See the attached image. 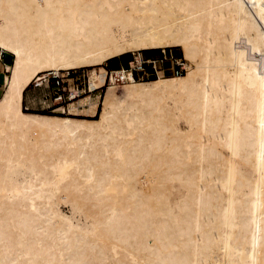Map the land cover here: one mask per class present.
I'll return each mask as SVG.
<instances>
[{
  "label": "bare ground",
  "instance_id": "1",
  "mask_svg": "<svg viewBox=\"0 0 264 264\" xmlns=\"http://www.w3.org/2000/svg\"><path fill=\"white\" fill-rule=\"evenodd\" d=\"M176 47L183 74L97 75ZM4 53L0 264H264V0H0ZM82 68L88 89L108 85L100 114L90 91L69 112L26 111L37 77ZM18 163L33 176H10Z\"/></svg>",
  "mask_w": 264,
  "mask_h": 264
},
{
  "label": "rangeland",
  "instance_id": "2",
  "mask_svg": "<svg viewBox=\"0 0 264 264\" xmlns=\"http://www.w3.org/2000/svg\"><path fill=\"white\" fill-rule=\"evenodd\" d=\"M172 49H173V53L175 55L181 56V57L183 56L181 48L176 47V48H172ZM160 50H145L143 52H144V55H146V56L154 57V56H156L157 53L160 52ZM11 56L12 55H8L7 53L3 54L2 57L4 60H2V62L4 63V65L11 63V66H13L14 59ZM132 57H133V52L127 53L125 55L116 57L114 59H111V60L105 62L103 65H100L98 67L97 75H99V77L102 79V81H104L105 76L107 75V72L109 69L119 68L121 66H127L128 61ZM90 70H91V68H82V69L70 70L73 77H79V79L76 80L74 83L75 84H81L82 87L88 86V76H87L88 73H90V77L92 79H95L97 77V75H94ZM10 73H11V69H9L8 71L5 70L4 74L11 75ZM65 73H67V72H65ZM4 74H3V76H4ZM83 74L86 75V79L83 78V76H82ZM152 79H154V78H152ZM144 81H149V80L146 79ZM126 85L117 86L115 89V96L122 103H125L126 101H128L126 99V90H127V88H125ZM92 89H93V85L89 86V91L91 92L92 97H93L92 101L95 103L96 102L98 103V114H100L102 112L103 107H104L103 102H104V98H105V95H106V92L108 89V85L103 86V89H102V87L100 89H93V90ZM45 94H46V89H44V88L35 89V88H33L32 84H31L27 90V99L23 103L24 106L29 107V109L26 111H29L31 113H39V114H62L58 110V107L55 105L52 106V109L42 107V105L45 101ZM124 100H125V102H124ZM84 102L85 101H82L81 103H84ZM49 103H51V102L47 101L46 105ZM70 107L72 108V106H70ZM87 108L88 107L80 108V110H77V111L71 110V112H75L72 114H75L76 117L90 119L88 117ZM66 111L69 112V109H67V107H66ZM12 169H14V170H11L9 172L10 176L16 175L15 177H17L18 181H20V182H23L26 178L33 176V173H34L33 172L34 168L26 166L25 163H18ZM172 193H173V197L174 196L175 197L181 196L184 193V189L182 188L180 182H178V181L175 182L174 187L172 188ZM51 195H52V197H55V195H56L55 189L52 190ZM59 207L64 214L71 216L72 219L76 223H80L81 226L88 225L86 220H85V215L82 213V211L77 207V205L75 203L60 202Z\"/></svg>",
  "mask_w": 264,
  "mask_h": 264
},
{
  "label": "built area",
  "instance_id": "3",
  "mask_svg": "<svg viewBox=\"0 0 264 264\" xmlns=\"http://www.w3.org/2000/svg\"><path fill=\"white\" fill-rule=\"evenodd\" d=\"M176 56L171 50L164 51L162 49L154 57L144 55L138 59V56L136 57L133 54L127 66L109 71L107 81L108 83L117 85L123 84L128 80L156 77L161 70L175 75L183 74L186 70L185 61L181 57L178 60ZM82 76L86 79V75L83 74ZM78 79L79 77L72 76L71 71H67V73L61 75L50 71L37 77L33 81L32 86L35 89H46L45 101L42 105L43 108L52 109L53 105L68 107L70 103L89 92L87 86L82 87L81 84L74 83ZM72 82L74 88L71 87ZM47 101L51 103L46 105ZM25 109H29V107L25 106Z\"/></svg>",
  "mask_w": 264,
  "mask_h": 264
},
{
  "label": "crops",
  "instance_id": "4",
  "mask_svg": "<svg viewBox=\"0 0 264 264\" xmlns=\"http://www.w3.org/2000/svg\"><path fill=\"white\" fill-rule=\"evenodd\" d=\"M173 50V49H172ZM145 51V50H144ZM166 51H169V49L167 48L166 49ZM160 52H161V50H160ZM159 52V53H160ZM159 53H157V54H159ZM133 54H135L136 55V57L138 56V59H140V58H142L143 56H144V52L143 51H139V52H135V53H133ZM2 60H4L3 59V57L1 58V61H0V94H1V88H2V86H3V81H4V78H5V76L7 75V74H4L5 73V67H4V63L2 62ZM9 64V63H8ZM122 67V66H121ZM121 67H119V68H121ZM124 67V66H123ZM119 68H114V69H119ZM112 69V68H111ZM5 75V76H3V74ZM169 76V75H168ZM27 90H28V88L26 89V91H25V93H24V101L27 99ZM24 103V102H23Z\"/></svg>",
  "mask_w": 264,
  "mask_h": 264
},
{
  "label": "trees",
  "instance_id": "5",
  "mask_svg": "<svg viewBox=\"0 0 264 264\" xmlns=\"http://www.w3.org/2000/svg\"><path fill=\"white\" fill-rule=\"evenodd\" d=\"M154 50H160V49H154Z\"/></svg>",
  "mask_w": 264,
  "mask_h": 264
}]
</instances>
